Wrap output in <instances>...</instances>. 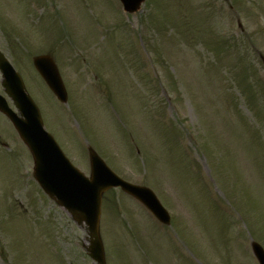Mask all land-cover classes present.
Returning <instances> with one entry per match:
<instances>
[{"label":"rangeland","instance_id":"rangeland-1","mask_svg":"<svg viewBox=\"0 0 264 264\" xmlns=\"http://www.w3.org/2000/svg\"><path fill=\"white\" fill-rule=\"evenodd\" d=\"M144 1L131 32L116 0H0V50L27 82V63L51 51L82 122L70 115L73 132L66 108L54 113L41 84L25 81L45 129L86 175L81 140L90 141L173 219L161 227L118 191L106 194L107 264H256L245 246L264 249V0ZM0 137V264H93L84 231L35 186L31 156L2 115Z\"/></svg>","mask_w":264,"mask_h":264},{"label":"water","instance_id":"water-1","mask_svg":"<svg viewBox=\"0 0 264 264\" xmlns=\"http://www.w3.org/2000/svg\"><path fill=\"white\" fill-rule=\"evenodd\" d=\"M122 2H124V4H126L127 7L130 4L131 6H129L128 9L132 10L135 6L136 7L138 6L140 0H122ZM44 64H46L44 60H38L36 62L37 69H39L42 75L45 76L47 68L45 67L46 65ZM49 71H51V68L48 69V72ZM5 74L10 76L11 71L7 70ZM6 81L10 83L8 88L11 90V85H12V88L14 90L15 83L11 81V79H7ZM14 81L16 82L18 87L21 89L18 78H16V80L14 79ZM16 91H17L16 98L18 99L17 101H19L21 109L23 110V107L21 104L23 105L26 104L28 111L31 112L34 118V121H35L34 126H27L26 132H29V133L25 134L24 139H25V143H27L32 150L31 153H33V156L35 159V165L38 166V171L36 174L39 175L41 178L45 177L46 175L50 177L53 174L52 172L61 171V169L63 168V164H65L64 162L65 160L63 159L61 160V158H59L58 161L56 162L57 169H54L55 168V165H54L55 163L53 162L54 156L53 155L50 156L49 154V150H48L49 145L47 144V142H45V139H47V137L43 134L41 125L38 124V121H37V119L39 120L37 111L34 108L31 101H29V99L25 97L21 91H19V89H17ZM19 92L21 94H19ZM23 122L28 124V121H23ZM21 124H22L21 122H17V126L19 127L21 132H24L23 126ZM27 134H30V135H27ZM94 166L96 169L95 171L97 172L98 166L96 165V163H94ZM74 179L75 180L77 179V181L74 183V186L79 190L80 193H78L77 195H74L73 192L71 191L67 192L65 190H62L60 187H57V189L55 190L56 193H53V195L58 198L60 204L71 205V207L73 208L71 207H68V208L72 212L74 217L77 218L79 221L85 220L86 223L89 225L90 227L89 234L91 235V240H90L91 254L90 255H92L99 262V264H104L102 254H100L101 247L99 244L98 234L96 233L97 232L96 222L98 221L97 219L98 218V202L97 201H98V196H99L100 191L99 190L96 191V201H95L90 192L89 185L83 182L84 180H82L77 175H74ZM54 185H55V182H54ZM86 204L88 207L94 208V212H93L94 214L90 213L88 215H85L83 211H81L82 209L86 208ZM256 251H257L258 257L260 258L261 263L264 264V256L259 252L258 249Z\"/></svg>","mask_w":264,"mask_h":264}]
</instances>
